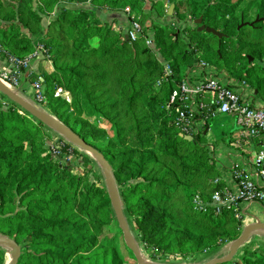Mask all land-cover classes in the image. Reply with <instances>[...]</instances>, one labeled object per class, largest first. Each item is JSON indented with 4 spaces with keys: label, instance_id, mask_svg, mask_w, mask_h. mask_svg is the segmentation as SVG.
Segmentation results:
<instances>
[{
    "label": "trees",
    "instance_id": "16d2710c",
    "mask_svg": "<svg viewBox=\"0 0 264 264\" xmlns=\"http://www.w3.org/2000/svg\"><path fill=\"white\" fill-rule=\"evenodd\" d=\"M151 3L150 10L163 19L152 26L155 49L147 48L144 38L128 41L117 20L105 23L100 15L129 10L130 19L141 16L146 24L147 0H0V57L11 63L30 55L36 43L45 46L51 64H40L29 84L40 82L51 116L111 164L143 256L156 263L202 262L237 240L244 226L233 213H216L209 205L221 187L215 184L220 170L204 136L193 142L181 136L170 100L185 68L204 60L248 81L264 102V0ZM187 19L186 28L177 26ZM202 26L223 36L201 31ZM166 65L173 76L157 87ZM58 88L70 92L71 103L55 97ZM83 114L105 119L110 133ZM43 126L0 93V236L21 247L18 264H84L100 254L110 257L109 264H137L101 170L94 171L97 182L89 176L97 163L65 144L66 153L72 149L88 166L84 175L76 174L45 144L38 147L35 135ZM162 134L167 140L158 147ZM197 196L208 204L207 213L196 207ZM105 229L116 239H106ZM10 260L0 247V264ZM226 264H264V243L245 245Z\"/></svg>",
    "mask_w": 264,
    "mask_h": 264
},
{
    "label": "built area",
    "instance_id": "2783aa9c",
    "mask_svg": "<svg viewBox=\"0 0 264 264\" xmlns=\"http://www.w3.org/2000/svg\"><path fill=\"white\" fill-rule=\"evenodd\" d=\"M148 4L145 12H151V18L146 24L141 22V16L130 19V11L126 10L124 14L127 21L122 27L128 41L135 42L144 38L147 48L155 49L156 36L152 26L163 19L154 10H150V1ZM188 22V19L177 21V26L184 29ZM45 60L51 64V55L43 44L36 43L35 50L28 57L15 59L12 68L0 69V80L21 92L32 87L33 99L46 103L42 84L37 82L28 88L30 74ZM164 74L165 79L158 82L157 87L173 76L170 65H166ZM55 97L68 103L72 101L70 92L63 88L57 89ZM170 102L176 105L177 129L183 135L194 139L204 136L212 163L220 170L221 175L215 184H220L221 187L209 200L211 208L216 213H233L237 219L243 221L244 227L254 217L251 212L254 207H259L264 215V102L258 99L251 84L232 77L214 64L199 60L185 68ZM222 115L233 117L243 133L239 139L229 140V144L225 146L208 141L211 132L209 122ZM65 144L68 142L51 143L48 148L57 157L65 153ZM246 147H250L251 151L246 152ZM72 153L71 149L70 154ZM195 203L200 211L208 212L209 206L201 196L196 197Z\"/></svg>",
    "mask_w": 264,
    "mask_h": 264
},
{
    "label": "water",
    "instance_id": "95a60500",
    "mask_svg": "<svg viewBox=\"0 0 264 264\" xmlns=\"http://www.w3.org/2000/svg\"><path fill=\"white\" fill-rule=\"evenodd\" d=\"M175 10V5H171L169 9V16H173ZM198 24L202 23L200 19ZM201 31H206L208 34L213 36H218L221 38L223 35L214 29L206 28V26L201 27ZM128 40V38H126ZM0 93L4 95L8 100L15 103L26 113L31 115L33 118L41 122L45 127L55 132L57 135L65 139L69 144L76 147L78 150L92 156L97 162H99L100 167L103 172V180L105 182L106 189L109 194L112 209L119 224V228L122 231L124 242L130 251L134 254L137 264H169V263H156L150 262L145 258L141 252L139 244L133 235L131 226L125 214V209L121 199V194L116 183L115 174L113 168L105 156L98 151L93 146L89 145L83 138L76 134L69 127L64 125L62 122L49 115L48 113L42 111L39 107L33 103L26 101L19 93L14 91L10 86L0 80ZM185 140L193 142L194 138L191 136L181 135ZM259 230H264L263 222H256L254 224L244 227L242 235L230 244L229 253L220 258L211 259L204 263H179V264H226L233 262L239 255L240 251L245 245H247L253 238L254 232ZM0 247L7 249L10 255L9 264H18L19 257L21 254V247L17 242L11 238L0 236ZM178 264V263H174Z\"/></svg>",
    "mask_w": 264,
    "mask_h": 264
},
{
    "label": "rangeland",
    "instance_id": "374dc122",
    "mask_svg": "<svg viewBox=\"0 0 264 264\" xmlns=\"http://www.w3.org/2000/svg\"><path fill=\"white\" fill-rule=\"evenodd\" d=\"M123 13L124 12H120L119 15L123 16ZM96 44H97V41L96 42L94 41L92 46L96 47ZM42 63H44V61H42L40 64H42ZM45 66H46L47 69H48V67H51L47 63L45 64ZM36 68L37 67H35V69ZM38 69L39 68H37V70ZM38 83H40V82H38ZM33 85H31V86H33ZM29 87H30V84L28 83V88ZM31 88L29 90H31ZM12 89L14 91H16L17 93H19L20 96L23 97L25 100H28L29 102H31L34 105H36L37 107H39L42 111H44V112L48 113L49 115H51L50 112H48V110L45 109L48 106L46 100H45L46 103L44 101L43 102H38V101H35V99H33L32 95H31V97H29L27 95V93H26L27 90L24 91V92H21L18 89H15V88H12ZM258 99L261 100L259 97H258ZM82 118L87 119L93 125H98V126L104 128V129H106L110 133V126H109L108 122L105 119L100 118V117H96V116H92V115H87V114L86 115L83 114ZM209 124H210V127H211V132L209 133V136H208L209 140L208 141H209V143H212V144L216 143L217 145L219 144L220 146H225V145L229 144L227 142H228L229 139H232V136L235 139H239L241 137V135L243 134L242 131L237 127L235 119L233 117H230V116H225V115L219 116L216 119H212L209 122ZM41 131H42V133L40 135H35V137L38 140V144H39L38 147L41 145V143L43 145L45 144V146L48 149V153H50L51 155H54L53 152H51V150H49L48 146H51V143H54V144L55 143H61V142L66 141V140L63 139L61 136L57 135L52 130H50L47 127H45V126L41 127ZM227 138H228V140H227ZM166 140H167L166 134L160 135L159 138H158L157 146L161 147L166 142ZM225 141H227V142H225ZM245 150H246V152H249V151H251V148L250 147H246ZM64 152H65V150H64ZM80 152H82V151H80ZM69 154L70 153H66L64 158H63V156L62 157L61 156H57V157H60L61 161L64 164L72 167L76 174L84 175L87 172L86 168L88 166L85 165V164L83 165V160H82L83 157H81V156L79 157V156H77L75 154H73V155H71V154L69 155ZM88 156L91 159H93V161L95 163H97L96 169L91 167L92 168V172L89 174V176L91 178V181L97 182V180L94 177V171L99 173L100 170H101V173L103 175L102 169L100 167L99 162H97L95 160V158H93L90 155H88ZM103 182H104V180H103ZM104 184H105V182H104ZM251 212H252V215H256V217H258L259 219L264 221V215H263V212H262L261 209L260 210L254 209L253 211L251 210ZM105 234H107L106 239H114V238L116 239L115 234L110 232L109 229H105ZM263 242H264V240H263ZM118 245L120 247V251L122 253V257L125 258V259H129L127 254H126V252H125V250H124V248L121 246V244L118 243ZM189 247L190 248H187V250H188L187 252L191 253L192 247L191 246H189ZM229 249H230V245L224 246L218 252H216L214 254H211V255H206L205 257H203L202 258V260H203L202 262H196V263H203V262H206L208 260H211L212 258H214V259H216L218 257L220 258V257H222L224 255H227L229 253ZM8 253H9V251H8ZM180 261H182V260H180ZM180 261L178 262V264L179 263H184L183 261L182 262H180ZM9 263H10V261H9ZM109 263H110V257L109 256H104L103 254H100L98 256H93L89 260H85L84 261V264H109ZM185 263H193V262H185Z\"/></svg>",
    "mask_w": 264,
    "mask_h": 264
},
{
    "label": "crops",
    "instance_id": "0c3cea01",
    "mask_svg": "<svg viewBox=\"0 0 264 264\" xmlns=\"http://www.w3.org/2000/svg\"><path fill=\"white\" fill-rule=\"evenodd\" d=\"M148 1H152V0H147V5H146V7L148 8ZM154 1V0H153ZM156 1V0H155ZM56 14H57V12L55 11V12H53V15H50V17L48 18V19H51V18H54V17H56ZM101 16H102V19H103V21L105 22V23H111V22H113L114 20H117L118 21V24L119 25H121V26H124V24L126 23V21H127V17L125 16V14L123 13V16H120L119 14L117 15V14H114V13H112V12H109V11H102L101 12V14H100ZM49 20H47V22H48ZM47 30V24L45 25V27H44V31H46ZM28 57V56H27ZM26 58V57H25ZM21 59H23V58H21ZM14 61H15V59H13V61L10 63V62H8L7 60H4V59H2L1 57H0V69H2V68H12V67H14ZM40 66V65H39ZM256 92V94H257V96H258V92L257 91H255ZM27 95L29 96V97H31V95H32V93H31V90H27ZM259 97V96H258ZM233 134V133H232ZM232 139H235V138H233V136H232ZM232 139H229V140H232ZM225 140V139H224ZM227 140H228V138H227ZM228 140V141H229ZM219 141V140H218ZM225 142H227V141H225ZM234 151H237V149H235L234 148ZM254 209H258V210H260L259 209V207H254L253 209H252V211L254 210ZM261 220V219H260ZM263 220H261V222H262ZM256 222H259V218L258 217H256V215H254V217L252 218V220L250 221H247V224H249V225H251V224H254V223H256ZM254 238V239H253ZM253 238H252V240L248 243V245L249 244H251V243H253V242H257V243H264L263 242V240L264 239H259V238H256V237H254L253 236ZM219 258V257H218ZM212 259H214V258H212ZM204 263V262H203Z\"/></svg>",
    "mask_w": 264,
    "mask_h": 264
},
{
    "label": "bare ground",
    "instance_id": "6f19581e",
    "mask_svg": "<svg viewBox=\"0 0 264 264\" xmlns=\"http://www.w3.org/2000/svg\"><path fill=\"white\" fill-rule=\"evenodd\" d=\"M27 101V100H26ZM254 237L256 238H261V239H264V230H259L257 232H254L253 234Z\"/></svg>",
    "mask_w": 264,
    "mask_h": 264
}]
</instances>
